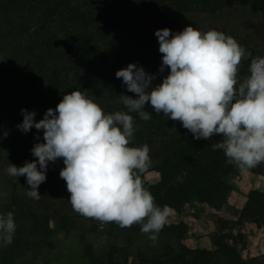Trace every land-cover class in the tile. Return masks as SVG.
I'll use <instances>...</instances> for the list:
<instances>
[{
  "label": "trees",
  "instance_id": "16d2710c",
  "mask_svg": "<svg viewBox=\"0 0 264 264\" xmlns=\"http://www.w3.org/2000/svg\"><path fill=\"white\" fill-rule=\"evenodd\" d=\"M245 8L264 18V0H0V51L9 53L1 67L5 78L6 100L18 124L23 122L22 109L35 112L55 109L63 95L81 91L96 102L105 98L121 102V95L136 96L123 86L115 73L129 64L142 66L146 73L166 77L170 69L159 71L162 54L155 32L172 30L181 16L192 13L217 15L228 10ZM251 56L238 66V80L249 75L248 69L255 48H244ZM154 85V84H153ZM155 86V85H154ZM127 108L122 104V110ZM152 118H134V137L130 147L147 144L155 147V164L149 170L158 178L151 184L147 174L142 176L144 187L161 208L168 205L171 213L160 234H176L180 249H168L155 258L140 257L136 264H248V247L240 227L246 223L264 227V191L254 190L241 210L237 221L218 220L219 233L211 237L215 250L200 249L188 239L189 223L175 224L172 215L199 201L220 211L231 185L227 178L239 170L226 163L222 150L211 146L223 137L194 139L179 121H172L163 113L145 109ZM39 135L40 140L35 137ZM43 132L35 128L22 137L15 158L19 167L37 159L31 150L42 143ZM63 160L49 163L46 182L38 192L51 193L66 182L60 177ZM248 172L264 177V164ZM31 190L25 177H18L12 185L9 203L0 204V214L13 212L17 225L13 242L4 247L3 260L13 262L31 252L45 249L53 235V225L63 231L77 230L81 222L92 221L76 213L68 201L53 199L43 204L41 199L26 196ZM22 223H29L24 228ZM115 232H134L140 224L121 228L115 222H105ZM89 264H129L117 261L114 254L97 255L90 246L85 249Z\"/></svg>",
  "mask_w": 264,
  "mask_h": 264
},
{
  "label": "clouds",
  "instance_id": "9594fccd",
  "mask_svg": "<svg viewBox=\"0 0 264 264\" xmlns=\"http://www.w3.org/2000/svg\"><path fill=\"white\" fill-rule=\"evenodd\" d=\"M155 36L162 54L159 71L170 69L161 83L154 86L155 75L129 64L115 73L137 97L121 95L127 112L105 114L81 91L63 95L39 122L36 112L22 109L23 122L17 128L25 134L33 128L42 131L44 142L31 150L37 159L6 169L11 177H25L31 188L26 196L39 200L38 189L46 182L49 163L62 159L65 167L60 177L76 213L121 228L140 224L141 232L153 242L171 208L157 206L144 187L142 176L151 167L150 148L129 146L135 132L129 113L148 121L152 115L145 106L150 105L155 113L181 122L196 140L221 135L212 150H222L226 163L241 174L264 164V57L251 60L249 75L241 82L238 66L251 53L224 32L188 26L175 34L160 29ZM6 195L0 192V197ZM16 229L13 212L0 214V246L13 242Z\"/></svg>",
  "mask_w": 264,
  "mask_h": 264
},
{
  "label": "rangeland",
  "instance_id": "374dc122",
  "mask_svg": "<svg viewBox=\"0 0 264 264\" xmlns=\"http://www.w3.org/2000/svg\"><path fill=\"white\" fill-rule=\"evenodd\" d=\"M193 26L201 31L215 29L233 37L243 48L252 47L258 52L257 57H264V18L254 14L250 10L241 8L238 10H228L217 15L192 13L181 16L178 24L171 30L173 34L183 31L186 27ZM9 53L0 51V70L6 62ZM3 75V74H1ZM0 75V192L6 196L0 197V204L5 205L10 202L12 197V185L17 180L7 174L6 169L10 164L19 167L15 151L24 136L18 128V123L13 115L6 97L3 83L5 78ZM157 78L153 84L162 82V76L154 74ZM245 79V78H244ZM244 79H241L242 82ZM132 98H137L132 96ZM97 103L105 114L115 113L122 110V103L111 101L105 98L97 100ZM145 109H152L146 105ZM48 109L36 110V121L43 119ZM214 137H222L214 135ZM150 148L151 167L155 164L153 153L155 147ZM149 169V170H150ZM245 179L241 173L231 175L227 181L231 185L224 200L223 206L229 209L231 216L237 218L239 210L244 207L249 194L254 190L264 191V177L246 172ZM257 177V178H255ZM149 183L158 182L159 178L149 172L147 175ZM51 193H42L41 201L49 204L53 199L68 201L70 193L67 191L66 184ZM70 207L71 204H68ZM222 206V207H223ZM182 212L185 216L182 220L189 223L187 238L196 242L200 249L215 250L211 237L219 233L218 220L221 218L219 211L209 207L199 201L187 204ZM221 214L228 216L221 211ZM176 215L172 222H178ZM227 220V219H226ZM234 221V220H230ZM24 228L30 227L29 223H22ZM141 225L134 232L122 233L109 228L105 222L96 219L81 222L77 230L63 231L53 225V235L48 246L38 254L28 252L13 260V262L3 260L4 247L0 246V264H89L85 255V249L90 246L97 255L112 253L117 261L121 263L136 264L140 257L155 258L163 255L168 249L178 252L180 249V239L176 234L157 235L155 242L149 239V234L141 232ZM245 236L248 247V264H264V227L246 223L240 227ZM214 264H224L222 259L216 258Z\"/></svg>",
  "mask_w": 264,
  "mask_h": 264
},
{
  "label": "crops",
  "instance_id": "0c3cea01",
  "mask_svg": "<svg viewBox=\"0 0 264 264\" xmlns=\"http://www.w3.org/2000/svg\"><path fill=\"white\" fill-rule=\"evenodd\" d=\"M245 174V173H244ZM244 174H242L243 176H244V178H245V175ZM261 177V176H260ZM255 178H257V177H255ZM245 179H248V180H254V178L253 179H250V178H245ZM258 191H263V190H258ZM224 210V212L225 213H227V215L228 216H224V215H222L221 214V211H223ZM241 210L242 209H240L239 210V214H238V217L235 219V218H229V216H231V214L229 213L230 211H229V209L228 208H225V206H223L222 208H221V210L219 211V215L218 216H220L221 218H223V219H227V220H234V221H237L238 219H239V216H240V213H241ZM178 216L177 218V220H178V222H180L181 220H182V218L185 216V213L184 212H181L180 214H177V213H175V214H173L172 215V218H173V221H174V218H175V216ZM185 220V219H184ZM175 224H177V222H174ZM207 250H210V249H207Z\"/></svg>",
  "mask_w": 264,
  "mask_h": 264
}]
</instances>
